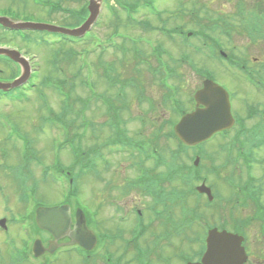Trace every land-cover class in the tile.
Returning <instances> with one entry per match:
<instances>
[{"label":"rangeland","instance_id":"1","mask_svg":"<svg viewBox=\"0 0 264 264\" xmlns=\"http://www.w3.org/2000/svg\"><path fill=\"white\" fill-rule=\"evenodd\" d=\"M45 1L46 5L42 6V2ZM87 1L88 0H0V15L7 16L9 22L10 16L18 15L20 18H27L32 21H45L60 26L78 25L79 23L76 17L69 16L61 10L50 11V6L47 2L51 4L54 2L60 3L64 10H78ZM120 1L123 7H133L135 4L138 6H136V10L138 11H136L137 14L135 12L132 15L137 21L136 24L128 23L126 20V12L120 4H117L114 0H103L101 10H99L98 20L90 29L93 36L92 43L82 41L79 44L67 45L66 43H62L52 46L51 41L54 42L53 40L56 39L55 37H47L48 34H38L39 36L45 35L43 37L48 40L50 45L44 46L41 44L37 52L35 51L30 54L19 46L12 47L22 52L30 61L34 82L45 81L49 83L56 79L61 80L66 84V91L70 93L71 98L75 101L73 106L79 110L80 105H85L86 109L84 110L83 118H85L86 121L84 120V122L88 126L92 125V127L85 129L78 144L83 150L99 148L107 162H109V166L106 170V166L98 162V176L96 175V177H93L85 174L81 179H78L76 181L78 194L76 196L77 198L74 196V199L77 202L79 200L83 205L87 203L90 205H93V203H101L100 205L102 206L104 216L101 215L100 219L102 222L105 221L104 218L107 220L105 222L108 223L107 230L108 234H110L108 239L112 242L119 243L123 242L125 238L133 236L132 233L130 236V231L134 221L130 214L131 209L128 210V208L136 204L137 210L144 214V218L141 217L144 219V224H147V222L152 219V215L147 212V208L151 204V199L148 196H142L141 199H139L133 191L121 196L122 184H124L123 177L129 182L135 179L139 172L137 173L136 168L132 166L133 158L130 156L131 151L125 150L123 146L117 144L113 145L109 142V140L114 137L112 131L105 127L104 124L110 119L109 113H111L112 116L113 110L108 109L105 103L102 104L96 101L92 97V94L114 101L117 105L115 108L120 124L122 125L121 128L130 141L151 140L150 142L154 144L156 150L162 155L165 161L169 162V164L172 163V158H174L173 164L176 166H190L192 164V154L187 151L186 153L172 157V152L174 155L176 150V147H174L176 141H174L175 143L169 142L160 134L161 131H164L163 133L168 132V126L163 124V121H160V119H171L172 121H176V114L168 111L171 106L170 102H164V96L167 95V91L163 88L162 79L156 80L150 78V72L157 69L155 59L158 60L157 56L154 57L152 55V48L159 47L162 51V60L169 66L173 65L177 67V75L166 78L164 83L167 87L169 85L170 89H172V85L175 86L176 93L174 99L182 106L190 109L191 106L189 105L191 104L189 99L200 83V76L193 72L189 66L193 65L197 68V72L203 79L206 77L210 78L222 85L230 94H235L233 113L238 116L239 120L243 121L245 132H248L250 129H264V117L254 116L246 121V107L244 105V103H248L250 106H256L259 109L263 108L264 90H259V88L256 87L253 89L251 86H248L245 83L244 76L231 68L226 62H220L215 58L211 59V56V58L209 57L206 59L203 53H212L214 56H217L218 50L204 51L201 48L203 41L198 38V36L189 38L191 39L189 41L186 39L187 43L185 44L177 35L173 34L168 38L159 31L163 26L165 30L182 27L192 34L198 33L200 30H205V34L209 35V32L207 33L208 29L206 30L203 28H208L211 22H215L217 19L222 18L228 21L233 28L231 39L227 40L218 32L212 33L210 36L216 38L219 44L226 49L223 52H225L227 56L235 55L247 60L250 65L254 63L255 59L258 60L257 63H262L264 62V41L258 36L248 35V30L244 26L245 22L237 16V13L239 9L244 11L256 9L259 13L264 14V0H160L154 3L155 9L160 13L159 18L156 15V10L153 12L152 10L141 7L139 0ZM256 18V15H251L250 25ZM144 23L148 26H145ZM0 32H2V30ZM113 33L114 36L111 38L110 42H113L114 45L122 46L121 51L115 48L105 47L106 49L101 53L103 50L97 49V43L101 42L100 44H103L108 41V38ZM38 35L35 34V36ZM124 37L128 40L124 39ZM129 39L135 40V43H131ZM143 39L148 40L149 44L142 42ZM88 40L91 41L90 38H88ZM38 42L40 43L41 41ZM188 42L190 45H188ZM210 45V42H206L207 48H209ZM68 48H72L75 51H81L83 48H87L89 52L95 49V54H92L91 57L88 56L89 58L87 56L79 58V60L72 58L67 59L65 57L66 59L61 62L60 58L64 57V53ZM197 48H199V50ZM134 50L147 57L146 61L133 58ZM57 52L60 55H58L59 60L57 68L55 69L50 64L51 59H53V54ZM185 53L188 56V59H184L185 63H179L178 66L173 63L179 60V57L185 55ZM100 65L102 67L105 65L106 67L102 69ZM0 67L5 68L2 63H0ZM200 67L204 69L201 70ZM209 70L213 72L212 75L209 73ZM159 71L157 75L162 76L161 74H163V71ZM106 72L108 75L113 72L110 77L118 78L119 84L123 85L124 90H118L119 85L112 82L108 85L103 79ZM30 75L26 81H30ZM3 77V75H0V79ZM134 80H138V83L140 81L144 85V92L139 93L135 87H132L133 85L131 82ZM88 82H90L92 88L86 87ZM34 92V90L27 92V98L22 103H12L10 100L3 98L0 94V158H2V160L0 159V185L3 186L5 191V195H1L6 199L10 196V200L13 199L12 196L16 198L15 193L10 191L11 182L12 189L16 194L30 196V190L21 188L26 186V182H29V184L31 183L29 185L30 187L36 186L34 200L30 201L29 204H40L41 202L44 205H51L54 203L50 202L60 200L64 192L62 194L60 186H58L56 182L53 183L54 181L51 180L53 175L52 171L44 177L43 181L40 180L41 171L44 167L51 166L53 162L55 164L60 163L63 168L67 169L66 171H68V169L69 171L70 169L74 170L73 164H76L78 161L77 156H73L68 152L54 155L51 154L50 151L55 147V143L56 150L63 151L64 147L62 146L64 140L68 141L65 149H70L69 138H76L74 137L76 132L67 131L64 135L61 134L58 138H54L56 131L44 125L45 119H48V117H45L46 113L40 104L41 100ZM43 93L51 111L58 112L61 99L56 98L51 91L43 90ZM47 94H49V96ZM119 94L125 96V98H120ZM53 96L55 98H53ZM67 96L68 94H64L65 100ZM150 97L155 105L154 113H148L146 110L147 104L145 103V99L150 100ZM121 102H124L123 105ZM106 107L107 111L105 109ZM141 116L148 119L158 118V122L153 126L148 123L145 127H141L138 120ZM82 119L79 120L82 121ZM161 124L163 128L159 132L158 128L162 127ZM240 131L241 128L235 125L225 138L216 135L207 141L202 148H198L193 152V154H196V151L202 152L201 149L205 151L206 157L204 166L201 169V174L207 177V185L212 184L215 186L220 199H222L221 205L218 204V206H221L218 211L215 210V207H206L202 205L198 206L197 209L206 219L204 221L211 225L217 223L220 225L223 223L232 227L235 220L238 218L241 221L249 220L246 229V236L248 239L247 245L250 247L249 262L250 264H259V262L262 261L257 259L259 256L263 257L264 254V226L260 225L262 223L257 219L260 209L264 207V147L258 150L254 148L251 150L247 147V142H239V144H237V140L233 139ZM79 132L81 134L82 130H78V133ZM52 139H54V142H51ZM239 140L243 141L242 138H239ZM232 141L235 145L232 144ZM228 144L232 148L230 155L225 149ZM23 150L24 155H26L30 161L34 162L31 163L30 166L31 176H33V178L30 176V180L33 179L35 183H32L33 181L30 180L28 181L29 174L23 168L25 161L23 157L20 158ZM6 151H8V154L6 153L5 156L4 153ZM251 154L256 159V163L253 162L247 166L246 157ZM38 158L41 163L35 164L38 163ZM155 166L156 165L153 164L151 168ZM157 169L162 172L165 169V164L162 163L158 165L156 170ZM215 171L226 180L232 179L235 184L244 185L249 179H253V185H248V188L249 191L253 189L256 191L255 198L253 199L249 191L245 194L243 193L241 196L239 195V198L234 197L233 191L231 192L228 187L223 185V179L221 180L220 177L215 174ZM47 178H49V180H47ZM110 183L117 184L121 186V188L108 187ZM65 185H67V182ZM173 185L174 189L188 190V186L181 185L180 182L175 179ZM240 185L233 186L235 191H242ZM37 187H41L38 189V194H36ZM140 194L143 195V193ZM36 196L39 200L36 199ZM106 198H114V200H107ZM194 199L195 196H188L183 205L184 208L175 206L172 211L173 217L180 218L184 215V212L189 210L195 211ZM10 200L5 204L4 201L0 200V219L7 216L6 211L7 209L9 210V208H7L6 205L17 209L16 204L18 201L16 199L13 201ZM107 201L108 203L110 201L117 202L121 204V207L125 210V212L120 214L121 217H124V222L121 226L113 220L112 222L109 221V215L107 213L108 208L106 205ZM256 204H258L259 207H256ZM13 212L22 217L15 215L14 218H16L17 221L9 219L8 231L1 233L0 230V264H13L12 260L15 259L17 250L21 249L23 242L27 241L22 230L28 226L27 224H20V220L23 219L26 213L22 210ZM156 221L150 223L147 232L145 231L146 233L138 238L139 246L142 249L152 247V241L163 231L160 222L158 220ZM195 227L198 228V226ZM200 227H202V225ZM115 228H122L124 235L119 231L112 234ZM160 241L162 243L159 244L162 245L155 246L154 253L150 256L152 264H161L160 262L165 258H170L173 264H180V262L174 258V255L177 253L178 255H188L190 253V249L188 250L189 247L185 243L186 241L181 237L173 236L170 240V244H167V246L164 244L166 243L165 240ZM119 243L116 244L115 252L127 251L123 248L122 244L120 245ZM173 246L176 250L175 253L172 252V250H174ZM108 247L111 251L113 250V245H109ZM130 249L132 250V248ZM130 249H128L130 254L126 257V260L132 258V251ZM149 252L150 251H146V253ZM142 256L143 253L135 252V258L138 262H141ZM61 257L62 258L57 264L79 263L73 256ZM31 259L34 264H42L44 258ZM23 261L24 257L16 260L15 264H22Z\"/></svg>","mask_w":264,"mask_h":264},{"label":"water","instance_id":"2","mask_svg":"<svg viewBox=\"0 0 264 264\" xmlns=\"http://www.w3.org/2000/svg\"><path fill=\"white\" fill-rule=\"evenodd\" d=\"M89 10L91 11V16L81 28L74 31H61L74 36L84 34L96 17L95 5L90 4ZM0 24L13 29L28 27L35 30H56L51 26L43 24L28 26L14 25L10 24L8 20L4 18H0ZM0 55L6 56L19 63L24 68L25 74L22 79H25L29 65L23 56L16 51L2 47H0ZM14 86L15 84L0 83V90L6 91ZM195 102L197 107L196 110L184 116L175 127L177 136L187 145H194L202 142L216 131L226 129L232 124L227 94L212 82L207 81L204 83V88L195 95ZM200 106L203 108H200ZM199 191L205 192L209 196L208 190L199 188ZM36 221L39 227L50 232L55 239H58L63 234H67L72 244L81 245L86 249H88V245L93 244V237L86 230L84 219L78 215L73 231L68 233L70 218L67 210H63L62 208L39 209L37 211ZM209 236L208 251L205 255V261L208 262L207 264H217L218 262L224 264H240L243 262L244 254L240 248V238L226 232L218 233L216 230L211 231ZM219 248L221 252L218 250ZM220 254L222 257L214 261L213 258Z\"/></svg>","mask_w":264,"mask_h":264},{"label":"flooded vegetation","instance_id":"3","mask_svg":"<svg viewBox=\"0 0 264 264\" xmlns=\"http://www.w3.org/2000/svg\"><path fill=\"white\" fill-rule=\"evenodd\" d=\"M114 186H117V185H114ZM107 200H114V198L107 199ZM113 203L115 204L117 202L110 201L108 203L107 201V204H106L108 208L107 213L109 215V221L112 222L113 220L119 226H121L124 222V217H121L120 214L122 212H125V210L121 207V204H119V207L116 208ZM100 204L93 203V205H90L89 203H87L86 204L87 208L85 209V211H82L85 217L86 226L88 230L91 231L96 237V245L90 251L83 252L84 257H85V262L82 264H125V257L123 256V252L122 251H120L119 253L115 252L116 246H117L116 244L118 243H114V242L112 243L113 245L112 256L109 253V250L105 248V246L100 245L101 235L106 237L108 234V230H107L108 223L105 222L107 221L106 218H104L105 221L103 222L100 219V216L103 215L102 206ZM58 205H64V206L70 207L72 223H74L77 208L73 205L72 201L70 199H66L65 201L61 202ZM131 207H129L128 210L131 209ZM116 231H119L120 233L124 232L122 228H115V230L112 231V233H115ZM40 238H43L42 241L44 243L43 245L45 246V248H47L50 245V243L54 241L52 236L47 232L40 233ZM65 242H67V239L57 241V245H60V246L56 247V250L54 253H57L56 251L66 252L67 250H70V248L63 247V245H61V244H64ZM105 244L106 246H108L107 241H105ZM203 245H204V241H203ZM46 257H50V255H48V253H45L44 258ZM257 260L262 261V262H259V264H264V254H263V257L259 256ZM78 264H81V263H78ZM246 264H250V263H246Z\"/></svg>","mask_w":264,"mask_h":264},{"label":"trees","instance_id":"4","mask_svg":"<svg viewBox=\"0 0 264 264\" xmlns=\"http://www.w3.org/2000/svg\"><path fill=\"white\" fill-rule=\"evenodd\" d=\"M79 15V20H81L83 18V16L86 14V10L85 8H81V10L78 12ZM216 25H218L217 23H215ZM222 25L224 26V24L222 23ZM173 32H176V29L173 30ZM20 32H16V31H9V30H2V32H0V45H20L23 46V48L27 51V53H32V52H37L39 49V47L42 45L44 46H48L50 45V43L47 42H37L35 39H31L29 36H18ZM23 35V34H21ZM56 36H58L60 39H63L65 41H68L69 43H77V42H81L78 39H74L71 37H67L61 34H55ZM64 42H61L60 44H62ZM86 53V48H83L81 51H75L72 48H68L67 51H65L64 53V57L60 58V61L62 62L63 60H65L66 58H72V59H77V56H80L82 54ZM60 55L58 52L55 54H53V59H52V65L54 68H57V64H58V60H59V56ZM66 57V58H65ZM4 63L7 64V73L3 74V80L4 81H11L13 80L17 74H18V68L16 65H14L13 63H11L9 60H6ZM62 85H64V83H62ZM15 92H17L16 96L14 97L15 99H12V101H21L22 99L25 98V94H23V91L21 89L19 90H14ZM13 92V91H12ZM10 93V92H9ZM7 95V94H6ZM68 110V106L63 107V113L60 116V120H64L67 117V112ZM183 111L179 112L182 113ZM109 128L112 129V126L109 125ZM114 133L116 135H118V133H121L119 128L116 126L115 127ZM168 137H174L172 132L168 134ZM178 173H181L180 171H177V168H174V175H177ZM200 204V203H199ZM198 204V205H199ZM197 205V206H198ZM214 204H207V206H213Z\"/></svg>","mask_w":264,"mask_h":264}]
</instances>
